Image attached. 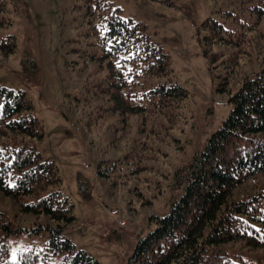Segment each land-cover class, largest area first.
<instances>
[{"label":"trees","instance_id":"obj_1","mask_svg":"<svg viewBox=\"0 0 264 264\" xmlns=\"http://www.w3.org/2000/svg\"><path fill=\"white\" fill-rule=\"evenodd\" d=\"M76 6L80 37L72 40L95 74L82 107L88 124L106 128L109 146L119 149L100 160L98 173L145 177L169 190L164 211L148 213L152 226L128 264H264V0L229 1L200 21L198 40L211 66L221 67L217 88L230 109L189 158L168 162L165 172L153 163L177 141L171 130L185 121L189 97L172 78L169 54L110 0ZM6 11L0 0V27L11 23ZM15 48L14 34L0 36L1 54ZM43 136L27 92L0 84V197L13 205H0V264H99L67 234L74 204L57 164L38 148ZM87 183L78 178L84 196ZM13 238L22 243L11 253Z\"/></svg>","mask_w":264,"mask_h":264},{"label":"rangeland","instance_id":"obj_2","mask_svg":"<svg viewBox=\"0 0 264 264\" xmlns=\"http://www.w3.org/2000/svg\"><path fill=\"white\" fill-rule=\"evenodd\" d=\"M110 1L123 17L145 24L151 39L169 54L172 78L189 94L185 121L171 130L177 141L163 145L152 166L165 172L168 162L176 165L189 158L229 112L228 95L217 88L221 67H212L203 54L198 28L214 10L238 0ZM6 2L3 16L11 23L0 27V36L14 34L16 48L6 56L0 53V84L25 90L43 122L38 148L57 164L63 189L74 204L76 220L67 234L99 264H128L137 238L152 226L148 213L164 211L169 190L159 192L162 186L154 187L155 182L145 177L122 181L110 171L106 177L97 171L100 160L111 158L119 149L109 146L106 128L88 124L82 107L85 86L95 80V74L80 55V42L72 40L80 37L77 0ZM78 178L87 179V196L79 191ZM0 201L1 207L12 209L8 200ZM31 240L36 237L26 238ZM21 243V238L11 239V253Z\"/></svg>","mask_w":264,"mask_h":264}]
</instances>
